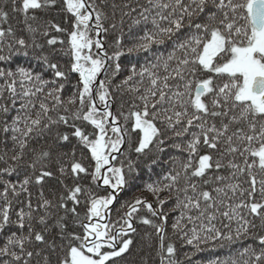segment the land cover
<instances>
[{
    "label": "snow or ice",
    "instance_id": "obj_1",
    "mask_svg": "<svg viewBox=\"0 0 264 264\" xmlns=\"http://www.w3.org/2000/svg\"><path fill=\"white\" fill-rule=\"evenodd\" d=\"M0 65V264H120L140 225V264H264V0H0Z\"/></svg>",
    "mask_w": 264,
    "mask_h": 264
},
{
    "label": "trees",
    "instance_id": "obj_2",
    "mask_svg": "<svg viewBox=\"0 0 264 264\" xmlns=\"http://www.w3.org/2000/svg\"><path fill=\"white\" fill-rule=\"evenodd\" d=\"M125 2H127V0H115V3H118V4H123ZM119 17H120V12H119V10H117L116 19L119 20ZM18 19H21V17L14 15L12 17V19L9 21V23H11L13 26H16V21ZM130 24H131V20L129 18L125 17V23H124V26L122 28V31L124 32V36H125V40H124L125 44H129L130 38L133 35L138 34L136 32V26H133L132 32L129 31V25ZM119 30H121V29H120V26L118 24L117 31H119ZM115 34L116 33L110 29L109 35L107 37L109 43H111ZM160 50L164 51V48H161ZM148 55L149 54H147V53H132V54H126L125 56H123L121 58L120 62L122 65V69H124L125 71H122L121 76L117 78V82L119 81V79L123 78V76L127 74L126 69L130 68L132 64H137L138 66L143 65L145 63L146 57ZM18 63L23 64L24 59L22 58L21 60L18 61ZM0 66H2V65H0ZM101 78H103V77H101ZM77 79H78L77 74H73L70 77V82L68 83V85L65 88L64 95H67L68 93L75 90L73 88V85L75 84ZM16 107L18 108L19 105L17 104ZM14 114L15 113H12V115H14ZM2 147H3V145L0 144V148H2ZM169 151H171V150H169ZM168 154L169 153L166 152L162 157V159L166 162L162 167H167ZM172 154L178 155V153L175 151H172ZM155 171L157 173H159V172H161V168L158 167L155 169ZM147 179H148V174L145 172L142 175V177L140 178V180L133 182V184L130 187H126L123 192L118 194L117 201L112 206L111 219H112L113 223H115V221L118 219V215H122L123 209L120 210L119 214L117 213V209H120V205L125 200H130L134 196H141V195L147 196L149 200L152 199L151 195L147 192H144L143 188H142V181H145ZM153 179H156V177L154 176ZM49 184L55 185L56 182L54 180L49 181ZM100 190H101L102 194H103V192L107 191L106 187L103 185H101ZM33 193L35 195V189H33ZM170 207H171V205H167L166 210ZM140 215H147L146 209L142 208L140 210ZM176 215H178V213H173V215L169 219V229H168V235L169 236L172 235V230L170 227L171 221ZM220 226L221 225L219 223H217V227H220ZM145 231H151V229H146L143 225H140L138 227L139 235L135 236V238H134L135 243L132 247V250L128 254H126V256L124 257V260L122 262H120V264H140L141 258L144 257L148 251L147 248H145L144 251H141V247L143 245L142 237H143V234ZM243 243L250 244L251 241L246 240V241H243ZM177 247H178V250L180 253L178 258L182 261V264H187V261L184 260L183 253L184 252H193L194 251L193 248L191 246H187V245L182 246L180 241H177ZM239 249H240V243H237L234 245H225L224 247H212L211 245H209L208 247H206L204 249V251L196 252L194 255L191 256V264H206L208 259L215 258V257H220L221 259L227 258L229 255H234Z\"/></svg>",
    "mask_w": 264,
    "mask_h": 264
}]
</instances>
